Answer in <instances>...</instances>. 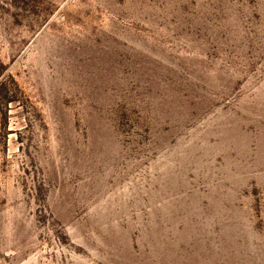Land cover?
Instances as JSON below:
<instances>
[{
    "label": "rangeland",
    "instance_id": "1",
    "mask_svg": "<svg viewBox=\"0 0 264 264\" xmlns=\"http://www.w3.org/2000/svg\"><path fill=\"white\" fill-rule=\"evenodd\" d=\"M0 264H264V0H0Z\"/></svg>",
    "mask_w": 264,
    "mask_h": 264
}]
</instances>
